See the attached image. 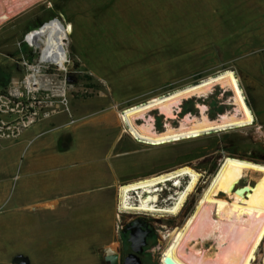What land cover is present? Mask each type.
Wrapping results in <instances>:
<instances>
[{
  "label": "rangeland",
  "instance_id": "1",
  "mask_svg": "<svg viewBox=\"0 0 264 264\" xmlns=\"http://www.w3.org/2000/svg\"><path fill=\"white\" fill-rule=\"evenodd\" d=\"M107 1L37 0L0 23V95L13 93L10 97L20 102L24 111L51 110L50 116L40 117L18 138H0V264H20L14 261L19 255L27 259L26 264H109L103 256L107 251L118 252L121 227L135 215L154 227L156 236L145 253L151 264H162L168 233L191 213L221 160L238 156L264 162V53L260 51L250 56L243 84L238 77L255 123L159 146L137 141L129 134L120 118L124 107L198 82L205 73L115 97L118 89L112 81L101 80L80 65L71 40V20ZM210 1L228 28L233 25L239 29L241 23L264 15V0ZM56 22H61L65 31L60 68H64L68 57L66 69L40 67L33 71L24 67L22 62L30 65L38 56L34 47L23 40L24 35ZM229 69L236 73L232 67ZM27 74L35 76L31 81L37 82V90L24 88ZM131 88L122 91L128 95ZM228 96L230 92L216 87L209 97L198 101L206 104L208 114L215 117L228 108ZM192 104L195 109L196 100H186L179 117L186 112L195 114L196 110L189 109ZM152 115L161 129L164 116L156 111ZM183 165L199 172L201 179L179 214H140L134 210L117 213L118 185ZM256 177L249 173L241 184L253 182ZM168 193L165 188L160 199ZM213 244L208 243V248ZM257 254L253 264H260L264 240Z\"/></svg>",
  "mask_w": 264,
  "mask_h": 264
},
{
  "label": "bare ground",
  "instance_id": "2",
  "mask_svg": "<svg viewBox=\"0 0 264 264\" xmlns=\"http://www.w3.org/2000/svg\"><path fill=\"white\" fill-rule=\"evenodd\" d=\"M36 1L0 0V23ZM64 33L62 23L56 22L28 31L25 40L39 47V62L51 59L60 66ZM27 80L30 82L29 78ZM216 87L224 93L230 92V96L225 101L228 108L211 117L208 106L198 100L209 97ZM190 99L196 100V113L186 112L179 117L181 105ZM154 111L164 116L161 129L152 115ZM120 118L130 134L157 146L213 130L248 126L255 120L239 78L229 68L145 102L126 106ZM176 119L177 123L173 124ZM249 173L257 175L256 179L241 184ZM200 179L199 172L183 165L123 183L117 191L119 212L134 210L133 213L177 215ZM167 182H171V186H167ZM165 188L170 193L161 200L159 192ZM168 235L169 243L160 258L162 264H253L264 240V162L225 156L206 182L191 213ZM211 241L213 247L208 248ZM260 264H264V254Z\"/></svg>",
  "mask_w": 264,
  "mask_h": 264
},
{
  "label": "crops",
  "instance_id": "3",
  "mask_svg": "<svg viewBox=\"0 0 264 264\" xmlns=\"http://www.w3.org/2000/svg\"><path fill=\"white\" fill-rule=\"evenodd\" d=\"M70 27L80 65L118 99L229 67L243 84L250 56L264 53V15L230 32L210 0H108Z\"/></svg>",
  "mask_w": 264,
  "mask_h": 264
},
{
  "label": "built area",
  "instance_id": "4",
  "mask_svg": "<svg viewBox=\"0 0 264 264\" xmlns=\"http://www.w3.org/2000/svg\"><path fill=\"white\" fill-rule=\"evenodd\" d=\"M30 31V30H29ZM26 35V34H25ZM25 35L23 40L31 47H34L35 51L38 53V56L36 57L35 62L32 64H28L27 62H22L21 64L24 65V67H28L32 69L33 71H37L40 67H43L44 69H54L58 68L61 69L58 63H55L51 59H46L43 62H39L38 58L40 56V49L36 45L29 44L25 40ZM68 63V57L64 60V68L61 70H65V66ZM39 65V66H38ZM36 68V70H35ZM35 76L33 74H27L24 77V88L27 89V91L37 90V82L31 81ZM27 78L30 79V82H28ZM9 95H0V138L4 139H15L18 138L23 131V129L29 127L33 123H35L40 117H48L51 114V110H39L37 111L34 108L27 109L26 111L23 110V106L20 102H15L10 96L13 95V93H8ZM127 132V131H126ZM130 134V133H129ZM135 140L143 142V140L139 137H136L132 134H130ZM119 186V185H118ZM118 189V187H117ZM163 191V190H162ZM160 191L159 193L161 194ZM118 202V199H117ZM116 211L119 212L118 205L116 203ZM122 213V212H121ZM125 213V212H123ZM144 214V213H140Z\"/></svg>",
  "mask_w": 264,
  "mask_h": 264
},
{
  "label": "flooded vegetation",
  "instance_id": "5",
  "mask_svg": "<svg viewBox=\"0 0 264 264\" xmlns=\"http://www.w3.org/2000/svg\"><path fill=\"white\" fill-rule=\"evenodd\" d=\"M191 107L193 110H196L194 109V104H192ZM144 229L148 231V234L146 237V245L143 247V251L139 253V257L141 259V264H151V261L145 252L150 240L156 236L154 233V227L143 217L136 215L132 216V218L127 220L121 227V245L119 246V250L117 252L120 264H122L123 258L132 251L131 245L133 242L130 239L131 236H136V234Z\"/></svg>",
  "mask_w": 264,
  "mask_h": 264
},
{
  "label": "water",
  "instance_id": "6",
  "mask_svg": "<svg viewBox=\"0 0 264 264\" xmlns=\"http://www.w3.org/2000/svg\"><path fill=\"white\" fill-rule=\"evenodd\" d=\"M137 222V221H136ZM148 231L146 229L142 230L138 234L131 236V241L133 244L131 245L132 251L128 253L122 261V264H141V259L139 257V253L143 251V247L146 245V237ZM104 260L109 264H120L119 256L117 252H106L103 256ZM14 261L20 264H26L27 259L23 256H17L14 258Z\"/></svg>",
  "mask_w": 264,
  "mask_h": 264
},
{
  "label": "trees",
  "instance_id": "7",
  "mask_svg": "<svg viewBox=\"0 0 264 264\" xmlns=\"http://www.w3.org/2000/svg\"><path fill=\"white\" fill-rule=\"evenodd\" d=\"M107 2H108V1H107ZM255 18H256V17H255ZM255 18L253 17L250 21H248V22H244V23H241L240 26H243V25H245V24H247V23L253 21ZM223 23L226 25V22H225V21H224ZM232 24H233V23H231V25H232ZM227 26H228V25H227ZM238 27H239V26H235V27H234V26L232 25L231 28H228V27H227V28L229 29L230 32H234ZM189 109H190V110H193L191 106H190ZM183 112H184V110H183ZM209 115L211 116V114H209ZM211 117H212V116H211ZM252 160H253V158H252ZM254 160H255V159H254ZM255 161H257V160H255Z\"/></svg>",
  "mask_w": 264,
  "mask_h": 264
}]
</instances>
